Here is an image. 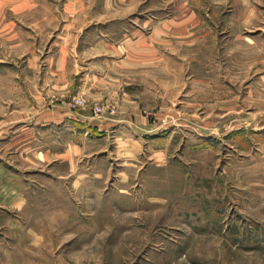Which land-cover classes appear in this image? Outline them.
Here are the masks:
<instances>
[{"label":"rangeland","instance_id":"obj_1","mask_svg":"<svg viewBox=\"0 0 264 264\" xmlns=\"http://www.w3.org/2000/svg\"><path fill=\"white\" fill-rule=\"evenodd\" d=\"M0 10V264H264V0Z\"/></svg>","mask_w":264,"mask_h":264},{"label":"crops","instance_id":"obj_2","mask_svg":"<svg viewBox=\"0 0 264 264\" xmlns=\"http://www.w3.org/2000/svg\"><path fill=\"white\" fill-rule=\"evenodd\" d=\"M10 1H13V0H1V5H5L7 6V3L10 2ZM0 11H3V10H0Z\"/></svg>","mask_w":264,"mask_h":264}]
</instances>
